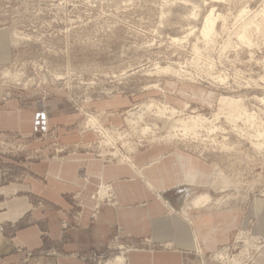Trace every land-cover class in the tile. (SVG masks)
Returning <instances> with one entry per match:
<instances>
[{
  "label": "rangeland",
  "instance_id": "1",
  "mask_svg": "<svg viewBox=\"0 0 264 264\" xmlns=\"http://www.w3.org/2000/svg\"><path fill=\"white\" fill-rule=\"evenodd\" d=\"M213 8L222 15L215 38L204 35ZM5 32L0 109L14 100L60 99L77 118L30 137L0 132L3 184H23L31 176L28 167L43 161L85 157L130 167L137 155L164 148L177 157L183 187L191 189L180 210L185 219L201 210L237 208L241 215L229 242L210 257L224 253L230 263L219 264H252L259 257L264 216L254 206L264 203V0H0V33ZM222 99L237 102L242 118L233 122ZM160 106L169 108L162 118L156 116ZM91 117L96 127L88 124ZM193 118L202 123L196 131L185 134L173 126H192ZM78 179L89 182L86 168ZM82 189L67 195L65 229L69 219L81 227L85 219L96 222L102 209L119 208L108 189L101 201L98 190L91 196L89 210ZM200 194L212 201L188 210L186 204ZM22 196L18 191L13 199ZM134 249L168 246L113 237L106 253L79 259L112 264L123 255L127 262Z\"/></svg>",
  "mask_w": 264,
  "mask_h": 264
},
{
  "label": "crops",
  "instance_id": "2",
  "mask_svg": "<svg viewBox=\"0 0 264 264\" xmlns=\"http://www.w3.org/2000/svg\"><path fill=\"white\" fill-rule=\"evenodd\" d=\"M7 37L6 32L0 33V51L4 53ZM76 118L60 99L14 100L0 109V132L18 131L30 137L53 126L71 125ZM164 152V148H156L134 157L154 190L130 167L105 166L85 157L33 164L28 167L31 176L21 185L3 184L0 173V264H83L80 255L106 253L113 237L149 238L168 246L161 251L130 250L127 264H219L210 256L229 242L241 215L237 208L201 210L185 219L180 210L191 189L183 187L184 174L177 157ZM82 168L90 176L88 183L78 179ZM104 183L111 184L119 208H104L96 222L85 219L81 227H74L69 219L70 226L65 229L70 209L67 195L83 188L84 202L92 210L91 196ZM18 191L23 196L14 200ZM254 210L264 216V203H257ZM46 249L50 251L41 253ZM252 264H264V251Z\"/></svg>",
  "mask_w": 264,
  "mask_h": 264
},
{
  "label": "bare ground",
  "instance_id": "3",
  "mask_svg": "<svg viewBox=\"0 0 264 264\" xmlns=\"http://www.w3.org/2000/svg\"><path fill=\"white\" fill-rule=\"evenodd\" d=\"M243 12V11H242ZM208 15V14H207ZM222 17V15L220 14V13H218V15L215 13V11H214V8L212 9V11L210 12V14L207 16V18L205 19L206 21H205V27H204V35H206V36H210L211 34H213L214 33V31L216 30L215 29V26H216V24H217V21H218V19L219 18H221ZM225 18V17H224ZM224 18H222V19H224ZM226 19V18H225ZM252 21V20H251ZM254 22V21H253ZM249 23H250V21H249ZM251 25L253 24V23H250ZM255 24V23H254ZM243 25H245V24H243ZM247 25V24H246ZM246 25L244 26V27H246ZM256 25H258V24H256ZM256 25H254V26H256ZM248 26H250V25H248ZM243 27V26H242ZM257 28H258V26H256ZM242 29V28H241ZM249 29V28H248ZM254 29V28H253ZM252 30V29H251ZM248 31V30H247ZM250 31V30H249ZM236 33V32H235ZM244 33H245V30H244ZM215 35H213V38H215V36H216V33H214ZM238 34V33H237ZM246 34V33H245ZM245 34H243V36L245 37ZM250 34V33H249ZM247 35V34H246ZM212 36V35H211ZM15 37V36H14ZM17 37V36H16ZM15 37V38H16ZM212 38V39H213ZM240 38V37H239ZM246 38V37H245ZM17 39H20V38H18L17 37ZM250 39V38H249ZM178 40V39H177ZM248 40V39H247ZM17 41V40H16ZM16 41H15V43H16ZM176 41V40H175ZM181 41V40H180ZM206 41V40H205ZM209 41H211V40H209ZM14 42V41H13ZM198 49V48H197ZM198 54V53H197ZM196 54V55H197ZM207 61V60H206ZM170 68V67H169ZM161 70V69H160ZM159 70V71H160ZM167 70L168 69H166V68H163L162 70H161V72H167ZM172 71V70H171ZM158 72V71H157ZM168 73H170L169 71H168ZM163 74V73H162ZM167 74V73H166ZM220 80V79H219ZM222 108H224L225 110H228L229 112H231L232 114H230L229 113V115H230V119L233 121V122H235L234 120H236L237 118H242L241 116H243L244 115V113L242 114V112H243V110L241 109V107L239 106V104H237V102H234L233 100H227V99H222ZM169 108L168 107H166V106H160V108H159V112L161 113V114H158V115H156L157 117H160V118H162V117H164V114L167 112V110H168ZM171 110V109H170ZM245 112V111H244ZM235 113H240V115L239 116H233ZM233 117H235V118H233ZM237 117V118H236ZM237 121V120H236ZM88 124L89 125H91V126H95L96 127V125H97V120H96V118H94V117H91L90 118V120H89V122H88ZM174 125V128H181V130L185 133V134H187L188 132H193V131H196L197 129H198V127L200 128V126H201V121L199 120V118H193V122H192V126H188V125H185V124H183V123H181V124H178V123H173ZM148 129V128H147ZM146 130V129H145ZM146 132V131H145ZM106 135V134H105ZM109 139V138H108ZM110 140V139H109ZM114 142V141H113ZM114 144V143H113ZM123 161V160H122ZM128 166H130L133 170H136V171H138L137 169H136V165L130 160V161H128V164H127ZM140 174V176H138L140 179H142V180H144V182L146 183V185L148 186V188L149 189H153L154 190V186H153V184L151 183V181H147L146 179V177H145V173H144V171H142V172H140L139 173ZM104 187V186H103ZM103 187H101L100 189H99V191L97 192L98 193V198H99V200L101 201V200H103L104 198H105V196H107L108 195V193H109V190L108 189H112L111 188V186H109L107 189L106 188H103ZM96 193V194H97ZM95 198V197H94ZM212 201V197H211V195H207V194H200V195H196L193 199H192V201L187 205L186 204V206H187V208H188V210H190V209H192V208H202V207H204V206H206V205H208L210 202ZM186 203H188V202H186ZM188 211H187V213H186V215H188ZM251 240H254V239H251ZM258 248V247H257ZM256 248V249H257ZM130 250H128V252H129ZM215 258V260L216 261H226L227 263H230V261H229V258H227L226 257V255L224 254V253H221V254H219L218 253V255H216V257H214ZM227 258V259H226ZM115 262V263H114ZM113 263L114 264H127V262H126V258L123 256V255H119L116 259H115V261H114ZM237 262V261H236ZM112 263V264H113ZM220 263H222V262H220ZM237 264V263H236ZM239 264V263H238Z\"/></svg>",
  "mask_w": 264,
  "mask_h": 264
}]
</instances>
